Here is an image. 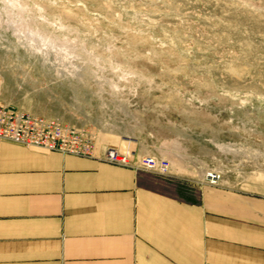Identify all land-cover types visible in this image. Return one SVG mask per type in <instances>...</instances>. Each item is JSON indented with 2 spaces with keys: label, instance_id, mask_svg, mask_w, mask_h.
Listing matches in <instances>:
<instances>
[{
  "label": "rangeland",
  "instance_id": "rangeland-1",
  "mask_svg": "<svg viewBox=\"0 0 264 264\" xmlns=\"http://www.w3.org/2000/svg\"><path fill=\"white\" fill-rule=\"evenodd\" d=\"M0 97L169 161L154 185L179 197L264 194V0H0Z\"/></svg>",
  "mask_w": 264,
  "mask_h": 264
},
{
  "label": "crops",
  "instance_id": "crops-1",
  "mask_svg": "<svg viewBox=\"0 0 264 264\" xmlns=\"http://www.w3.org/2000/svg\"><path fill=\"white\" fill-rule=\"evenodd\" d=\"M129 150L126 168L1 142L0 264H264V194L167 195Z\"/></svg>",
  "mask_w": 264,
  "mask_h": 264
},
{
  "label": "built area",
  "instance_id": "built-area-1",
  "mask_svg": "<svg viewBox=\"0 0 264 264\" xmlns=\"http://www.w3.org/2000/svg\"><path fill=\"white\" fill-rule=\"evenodd\" d=\"M77 137L75 130L64 128L58 124L46 121L44 118L26 116L16 111L0 100V143L10 142L27 148H34L44 152H59L64 155L79 157H94V150L88 144L76 145ZM117 155L109 152L105 162L119 167H134L133 163L124 158L117 162ZM152 158L143 159L141 167L146 171H155L161 176H167V163L159 164ZM219 181L214 182L218 184Z\"/></svg>",
  "mask_w": 264,
  "mask_h": 264
},
{
  "label": "bare ground",
  "instance_id": "bare-ground-1",
  "mask_svg": "<svg viewBox=\"0 0 264 264\" xmlns=\"http://www.w3.org/2000/svg\"><path fill=\"white\" fill-rule=\"evenodd\" d=\"M0 100H1V102H2V104H5L6 105V103L1 99V97H0ZM7 106V105H6ZM10 108V107H9ZM19 113H21V114H23V115H26V116H34V115H28V114H25V113H23V112H20L19 111ZM35 117H39V116H35ZM40 118H43V117H40ZM46 121H48V122H52V123H54L55 125L56 124H58V125H60V126H62L59 122H56V121H53V120H51V119H47V118H44ZM64 127V126H63ZM66 128H68V127H66ZM16 145H18V144H16ZM19 146H22V145H19ZM27 148V147H26ZM32 149H34V148H32ZM109 152H111V153H115L116 155H117V159H116V161L117 162H121V161H124V158H127V160L128 161H130V162H132V160H131V157H129V155H123V154H120V153H118L116 150H106L104 153H102V154H95V152H94V157H98V158H100L101 160H103L104 161V159L108 156V154H109ZM48 153H52V152H48ZM147 158H152V159H154V160H156L157 161V165H156V168H159L160 166H159V164H162L163 162H165V163H167V165H168V169H167V175L169 174V172H170V170H171V164H170V162L169 161H167V160H163V159H157V158H153V157H151V156H144V157H142L141 158V160H140V163L143 161V159H147ZM133 163V162H132ZM135 163H133V165H134ZM136 165V164H135ZM141 166V165H140ZM149 172V171H148ZM151 172V171H150ZM151 173H155V174H158V173H156L155 171L153 172H151ZM159 175V174H158ZM210 181L208 182L207 181V183L209 184V185H211V186H219V184H220V176L219 175H217V174H214L213 176H211L210 177ZM217 181H219L218 182V184H215L214 182H217Z\"/></svg>",
  "mask_w": 264,
  "mask_h": 264
},
{
  "label": "trees",
  "instance_id": "trees-1",
  "mask_svg": "<svg viewBox=\"0 0 264 264\" xmlns=\"http://www.w3.org/2000/svg\"><path fill=\"white\" fill-rule=\"evenodd\" d=\"M160 183H162L163 184V181L162 180H160V178L159 179H157V178H153L152 179V185H151V188L152 189H154V190H156V191H158V192H161V193H164V194H167V195H172V196H174V195H176L175 193H169L167 190H162L161 188H159V187H157V186H155L154 184H158V186L159 185H161ZM174 189H175V191L178 193V190L180 189V187L178 188L176 185H172V184H170Z\"/></svg>",
  "mask_w": 264,
  "mask_h": 264
}]
</instances>
